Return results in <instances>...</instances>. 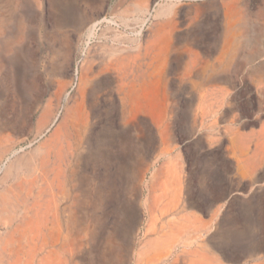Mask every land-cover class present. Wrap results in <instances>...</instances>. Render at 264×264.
Returning a JSON list of instances; mask_svg holds the SVG:
<instances>
[{"label":"rangeland","instance_id":"374dc122","mask_svg":"<svg viewBox=\"0 0 264 264\" xmlns=\"http://www.w3.org/2000/svg\"><path fill=\"white\" fill-rule=\"evenodd\" d=\"M36 175L47 264H264V0H0L1 264Z\"/></svg>","mask_w":264,"mask_h":264},{"label":"bare ground","instance_id":"6f19581e","mask_svg":"<svg viewBox=\"0 0 264 264\" xmlns=\"http://www.w3.org/2000/svg\"><path fill=\"white\" fill-rule=\"evenodd\" d=\"M91 33L92 29H90V35ZM33 177L34 176H32L30 180L25 181L24 184H22L21 182L16 184V188H18V190L20 189L21 192L26 191V197H24V199L22 200L26 201V199L29 198V202H26L23 205L21 215L17 221L18 223L13 228V233H16L17 236H9L11 238L13 248L7 251L10 256L12 255L14 257V261L9 264H17L16 262L20 261L25 262V264H47L49 260H51V257H53L54 255H59V249L55 248V243L60 237V228H58V220L57 217L53 213H51V203H44V205L41 201V194L44 190H46V187H41L40 185L38 186V175H36L34 178ZM50 184L51 182L48 185L49 191H51ZM35 187L36 191L33 192V189ZM48 223H50L49 226ZM5 249H3V251ZM41 252L43 253V255L38 258L39 253Z\"/></svg>","mask_w":264,"mask_h":264},{"label":"crops","instance_id":"0c3cea01","mask_svg":"<svg viewBox=\"0 0 264 264\" xmlns=\"http://www.w3.org/2000/svg\"><path fill=\"white\" fill-rule=\"evenodd\" d=\"M161 112H163V110H160ZM158 113V112H157ZM156 113V114H157ZM160 115L158 114V115H152L151 116V118H152V120H155V118L157 119V117H159ZM154 118V119H153ZM159 119H162L161 117L159 118ZM156 134H158V135H161L162 134V131H161V129H156ZM165 165V164H164ZM169 164H167L165 167H164V169H162V170H160V177H159V179H157V184L158 185H163V184H165L166 182H168V180L170 179L171 180V178H168V177H170V174H169V172H168V169L167 168H169ZM167 169V170H166ZM155 183V184H156ZM179 184V183H178ZM181 190H182V187H180L179 188V185H178V188H176V189H174V191L176 192V194H177V196L178 195H180V193H181ZM174 196V193L172 192V197ZM186 211L190 214V215H192V216H195L196 214H199V213H197V211L195 210V209H190V208H188V209H186ZM183 212H184V209L182 208L179 212H177V211H175V212H170L169 214H168V216H171L172 218H174V217H176V215L178 214V215H184L183 214ZM182 213V214H181ZM173 221H169V223H172ZM172 240V238L171 237H166V240H165V242H168V243H170V241Z\"/></svg>","mask_w":264,"mask_h":264}]
</instances>
